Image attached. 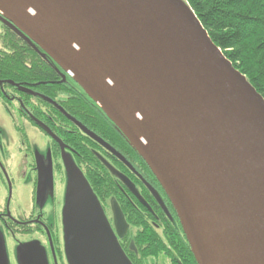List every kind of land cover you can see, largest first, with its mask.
Instances as JSON below:
<instances>
[{
  "label": "water",
  "instance_id": "95a60500",
  "mask_svg": "<svg viewBox=\"0 0 264 264\" xmlns=\"http://www.w3.org/2000/svg\"><path fill=\"white\" fill-rule=\"evenodd\" d=\"M0 20L51 55L126 134L198 264H264V97L186 2L0 0ZM94 202L81 231L93 261L128 263Z\"/></svg>",
  "mask_w": 264,
  "mask_h": 264
},
{
  "label": "flooded vegetation",
  "instance_id": "af4514ba",
  "mask_svg": "<svg viewBox=\"0 0 264 264\" xmlns=\"http://www.w3.org/2000/svg\"><path fill=\"white\" fill-rule=\"evenodd\" d=\"M6 32L4 38L11 35V32L21 36L14 30ZM41 51L44 58L37 55L35 57L57 73L54 78L26 81L0 80V111L7 115L16 128L15 137L10 136L12 141H9V144L1 143L0 148L7 150V147H11L20 157L16 164L13 157L8 156L4 158L5 160L0 157V183L4 193L7 194L3 202L5 205L0 207V264H42L43 261L46 264H70L65 255L62 224L58 220L51 222V219L45 215L44 206L36 210V203L38 205L36 198L38 188L45 184L49 170L54 177L60 175L67 183V174H60L62 169L57 162V158L66 150L73 152L74 158L88 179L85 164H80L76 156V148L66 141L68 136L73 141L78 134L83 138L80 145L89 149L90 155L98 159V164L112 180L111 195L102 199L88 179L101 200L106 220L118 237L128 260L134 264H190V255L183 253L177 244L178 240L183 242L181 236L184 235L190 247L188 239L163 186L150 171L151 169L141 164L142 157L131 154L126 145L128 140H121L119 134L121 132L115 124L112 122L107 124L104 120L94 121L82 110L80 100L92 105L96 114L95 107L99 106L88 97L81 86L74 82L71 75L53 60L51 55L45 54L42 49ZM28 57L31 61L32 58ZM42 95L48 97V102ZM99 110L103 112L100 107ZM98 115L96 117L100 120L101 117ZM65 118L72 120L74 125L67 123ZM42 123L51 127L53 135ZM82 123L99 135L100 139L87 133ZM30 127L36 129L43 138L44 136L48 138L49 146L46 141L39 147L34 145L29 135ZM24 163H28L27 168L30 172L21 170V173L24 176L29 173V178L25 180L27 182L31 179L27 185L33 187V195L29 208H23L17 197L18 208H16L12 204L13 185L16 182L11 171L17 167L19 170V165ZM99 171L97 168L96 176ZM116 190L119 197L114 194ZM115 206H119L127 221L126 224H122L120 230L122 233L117 226ZM129 214L141 219L142 225L148 222L160 235L164 243L156 252L141 255L138 243L133 239L139 228L131 223ZM146 241L144 244H148L150 250L151 243ZM9 245L12 248H9ZM133 253H135L134 257Z\"/></svg>",
  "mask_w": 264,
  "mask_h": 264
},
{
  "label": "trees",
  "instance_id": "16d2710c",
  "mask_svg": "<svg viewBox=\"0 0 264 264\" xmlns=\"http://www.w3.org/2000/svg\"><path fill=\"white\" fill-rule=\"evenodd\" d=\"M187 2H189L192 10L196 12L198 19L209 33L212 41L222 49L232 65L245 75L251 85H254L264 97V0H187ZM5 28L6 31H12L7 25H5ZM11 35L5 36L4 43L6 48L0 50V80L26 81L29 79L36 80V78L47 80L55 77L57 73L53 69L51 70L47 64L42 63L38 57H35L37 55L44 58L43 52L36 44L34 45L25 37L17 36L18 34L15 32H11ZM28 56L32 58L31 61ZM42 97L48 102V97L44 95ZM80 104L82 110L89 114L92 120H104L107 124H111V120L99 110V107H95L96 114L89 103L80 100ZM98 114L101 117L100 120L96 117ZM68 118H65V121L74 125L72 120L70 121ZM82 125L90 132L95 133L83 123ZM44 126L47 127L46 125ZM47 128L53 135L51 127ZM55 131L57 130L55 129ZM119 134L121 140L127 141L122 133ZM77 136L73 141L68 136L66 141L76 148V156L79 158L80 164H85L87 176L93 188L96 189L102 199H106L111 195L112 180L107 176L101 165L98 164V159L90 155L89 149L80 145L83 139L81 134ZM126 145L132 155H138L141 158L128 141ZM141 160V164L150 170L144 159L141 158ZM97 168L100 170V173L97 172L98 177L95 175ZM114 194L119 197L117 190ZM129 220L139 228L137 233L134 235L132 233V235L133 239L138 243L141 255L145 256L150 252H156L162 246L164 241L161 240L160 235L156 233L152 225L148 222L142 225L141 219L130 214ZM181 237L183 242L179 240L177 242L179 249L183 253L190 255V264H197V260H195L185 236ZM146 240L151 243L150 250H148V244H144L147 242ZM134 256L135 253H133Z\"/></svg>",
  "mask_w": 264,
  "mask_h": 264
},
{
  "label": "rangeland",
  "instance_id": "374dc122",
  "mask_svg": "<svg viewBox=\"0 0 264 264\" xmlns=\"http://www.w3.org/2000/svg\"><path fill=\"white\" fill-rule=\"evenodd\" d=\"M5 29L4 22L0 20V50L6 48L3 40V35L7 34ZM26 128H28L27 125ZM15 131L16 128L14 123L10 121L7 115H4L0 111V144H9V141H12L10 136L15 137ZM29 135L31 141L37 147L44 145L45 141L49 146L48 138L44 135L43 138L40 134H38L36 129H32L30 127ZM8 156L13 157L15 164L19 162L20 157L16 155V152L12 150L11 147H7V150H2L0 148V157L5 160L4 158H7ZM57 162L61 165L62 172L60 174H67V183H65L60 175L54 177L49 170L45 184L43 187L38 188V195L36 198L38 205L36 203V210H39L44 206L45 215L51 219L50 221L54 222L55 220H58L62 224L65 255H67L66 259H68L70 264H95L92 255L86 247V244H84L81 231L83 229L84 219L92 216V209L97 211L94 202L97 201V196L95 195L93 189H91L88 179H86L82 168L79 167L72 151L66 150L63 152L57 158ZM27 164L28 163L20 164L19 170L18 167L16 168L14 166L16 169L11 171L16 182L13 185L14 201L12 202L16 208H18L16 204L17 197L19 200L18 202L21 203L23 208L30 207L33 187L31 185L28 186L27 182H30L31 179L26 182L25 178H29V173L27 176H24L21 173V170L30 172L29 168H27ZM42 167L44 168V165H42ZM1 186L2 184L0 183V207H3L5 205L3 202L7 194L4 193V189ZM57 217L59 219H56ZM103 232H105L106 239L111 242V232L107 226H105ZM113 233L115 234L114 231ZM115 237H117L116 234ZM8 247L12 248L11 245ZM119 247L120 246H115L118 253V256H114L116 260L120 255ZM124 264L134 263L129 261Z\"/></svg>",
  "mask_w": 264,
  "mask_h": 264
},
{
  "label": "bare ground",
  "instance_id": "6f19581e",
  "mask_svg": "<svg viewBox=\"0 0 264 264\" xmlns=\"http://www.w3.org/2000/svg\"><path fill=\"white\" fill-rule=\"evenodd\" d=\"M183 2H186L188 5H190L189 4V2H187V0H182ZM191 11H192V13H194V15H197L196 14V12H194L193 10H192V8H191ZM200 21V20H199ZM201 23V22H200ZM5 24V23H4ZM202 24V23H201ZM6 25V24H5ZM202 27H203V29L205 30V28H204V26H203V24H202ZM10 28V27H9ZM11 29V28H10ZM12 30V29H11ZM206 32H207V30H205ZM208 33V32H207ZM30 42H32L34 45L36 44L39 48H41L42 49V47H40L36 42L34 43L33 41H30ZM213 42V41H212ZM213 44L220 50V52L222 53V54H224L223 53V51H222V49L219 47V46H217L214 42H213ZM43 50V49H42ZM44 51V50H43ZM45 54H48L47 52H45ZM224 56L226 57V55L224 54ZM227 58V57H226ZM228 59V58H227ZM229 60V59H228ZM67 73H69V72H67ZM246 80H247V82L251 85V83L249 82V80L246 78ZM254 88H255V86L254 85H252ZM255 90L257 91V89L255 88ZM258 92V91H257ZM259 93V92H258ZM260 94V93H259ZM261 95V94H260ZM93 100V99H92ZM94 101V100H93ZM95 102V101H94ZM96 103V102H95ZM99 107H100V105L98 104V103H96ZM100 109H101V107H100ZM102 110V109H101ZM103 111V110H102ZM104 112V111H103ZM106 114V113H105ZM107 115V114H106ZM107 117H108V115H107ZM109 118V117H108ZM110 119V118H109ZM111 120V119H110ZM111 122H112V120H111ZM113 123V122H112ZM113 124H115V123H113ZM117 127H118V125L117 124H115ZM118 129L120 130V128L118 127ZM120 132L122 133V131L120 130ZM94 135H96L95 133H93ZM123 134V133H122ZM97 137H98V135H96ZM124 136H126V134H124ZM99 138V137H98ZM126 138H127V140H128V142L130 143V145H131V141L128 139V137L126 136ZM100 139V138H99ZM133 148H134V150L135 151H137V153L139 154V152H138V150L133 146V145H131ZM140 155V154H139ZM141 157H142V155H140ZM143 158V157H142ZM146 163V162H145ZM150 167V166H149ZM151 169V168H150ZM152 171V170H151ZM85 175V174H84ZM86 177V176H85ZM87 179V178H86ZM88 182H89V184H90V187H91V189H93L92 188V186H91V183H90V181L88 180ZM93 191H94V193H95V195L97 196V200L99 201V203H100V207H101V210H103V212H104V214H105V210L103 209V206H102V203H101V200H99V197H98V195H97V193L95 192V190L93 189ZM114 210H115V215H116V221H118V228H119V231L121 230V228H122V224H126L127 223V221L125 220V218H124V213H123V211L119 208V206H115V208H114ZM118 210H120V212H121V214H122V220H123V222L121 221L120 223H119V220H118ZM106 215V214H105ZM120 232H122V231H120ZM185 233V232H184ZM186 235V234H185ZM187 238V237H186ZM116 242H118V244H121L120 242H119V239H118V237H116ZM188 242H189V239H188ZM189 245H190V248H191V244H190V242H189ZM192 251H193V249H192ZM194 254V253H193ZM194 257H195V255H194ZM197 263H198V261H197Z\"/></svg>",
  "mask_w": 264,
  "mask_h": 264
}]
</instances>
